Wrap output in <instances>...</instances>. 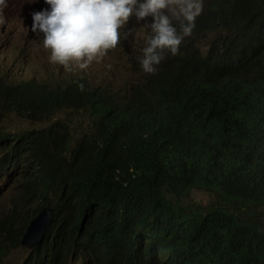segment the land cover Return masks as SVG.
Instances as JSON below:
<instances>
[{"label": "trees", "instance_id": "16d2710c", "mask_svg": "<svg viewBox=\"0 0 264 264\" xmlns=\"http://www.w3.org/2000/svg\"><path fill=\"white\" fill-rule=\"evenodd\" d=\"M204 5L195 36L210 38L208 53L182 48L162 86L184 72L217 89L146 97L149 81L137 112L110 97L77 137L64 121L0 125V196L21 178L0 208V264L45 206L51 223L22 264H264V0ZM3 99L37 119L57 107L35 92ZM195 191L213 200L194 202Z\"/></svg>", "mask_w": 264, "mask_h": 264}, {"label": "clouds", "instance_id": "9594fccd", "mask_svg": "<svg viewBox=\"0 0 264 264\" xmlns=\"http://www.w3.org/2000/svg\"><path fill=\"white\" fill-rule=\"evenodd\" d=\"M204 6L203 0H0V37L15 31L20 18H24L29 31L40 37L51 62L70 72L69 76H64L61 70L55 74L56 70L51 69L43 78L30 79L0 76L2 129L6 130L2 126L4 112L13 113L30 122H43L39 127L29 128L43 130L61 122L54 121V118L66 110L85 111L91 119L93 109L110 97L118 103L135 102L136 106L131 111L135 113L140 109L139 90L145 89L147 83L152 80L155 82L146 97L169 92H187L195 86L206 84L217 89L221 82L215 81L213 77L205 75L194 79L186 76L184 72L176 75L174 84L162 86L169 82V79L161 74L177 62L175 59L182 48L194 42L195 48L203 54L208 53L210 38L201 40L195 36L197 20L202 15ZM149 15L154 18V22L143 27L150 31L147 30L148 35L140 60L143 70L149 73L146 79L131 88H125L121 84L116 86L113 83L92 85L87 74L91 64L106 58L121 39L124 41V38L136 32L135 29H129L121 36V31L132 22H139ZM201 41H204L203 46ZM73 65L79 69H72ZM158 75L161 76L155 80ZM29 92L37 93L40 99L56 104L57 107L46 112L40 119L19 115L4 108L3 96L6 93L23 97ZM81 104L89 106L79 108ZM92 121L93 119L90 120V126ZM45 122L47 125L42 126ZM65 122L72 123L69 120ZM71 129L73 132L72 125ZM199 142L203 147L205 135L199 138ZM44 208H51L53 214L54 210L50 206L43 207L38 214Z\"/></svg>", "mask_w": 264, "mask_h": 264}, {"label": "rangeland", "instance_id": "374dc122", "mask_svg": "<svg viewBox=\"0 0 264 264\" xmlns=\"http://www.w3.org/2000/svg\"><path fill=\"white\" fill-rule=\"evenodd\" d=\"M207 0H203V5ZM167 11V10H165ZM154 22V18L149 15L139 22H132L123 32L129 29H135L136 32L131 36L121 39L114 51L106 58L97 60L88 68L89 82L98 86L102 83H113L116 86L120 84L125 88L134 87L141 84L149 75L146 73L140 60L143 55L142 49L145 46V38L150 29H143L146 24ZM203 46L204 41H201ZM72 69H79L73 65ZM55 69V74L61 70L62 75L69 76L70 72L60 69V66L53 64L50 60L48 51L43 47L39 36L31 33L24 18H20L19 26L11 33L0 37V76L13 78L30 79L33 77L43 78L48 75V71ZM69 120L73 126L75 136H79L90 128V118L85 111L66 110L57 114L54 121ZM43 122H30L16 116L13 113L4 112L2 117V126L8 131H21L29 128L39 127ZM47 125L43 124L42 126ZM21 179V178H20ZM18 179L8 190L0 196V208L10 209V200L14 196L19 183ZM194 202L207 203L213 198L207 193L195 191L191 198ZM264 229V228H263ZM29 249L21 246L14 249L7 257L5 264H22L27 257ZM79 260L72 261L71 264H79Z\"/></svg>", "mask_w": 264, "mask_h": 264}, {"label": "water", "instance_id": "95a60500", "mask_svg": "<svg viewBox=\"0 0 264 264\" xmlns=\"http://www.w3.org/2000/svg\"><path fill=\"white\" fill-rule=\"evenodd\" d=\"M52 209L44 208L38 216L31 221L22 237V244L30 249L39 245L48 230L51 221Z\"/></svg>", "mask_w": 264, "mask_h": 264}, {"label": "bare ground", "instance_id": "6f19581e", "mask_svg": "<svg viewBox=\"0 0 264 264\" xmlns=\"http://www.w3.org/2000/svg\"><path fill=\"white\" fill-rule=\"evenodd\" d=\"M3 28V27H2Z\"/></svg>", "mask_w": 264, "mask_h": 264}]
</instances>
